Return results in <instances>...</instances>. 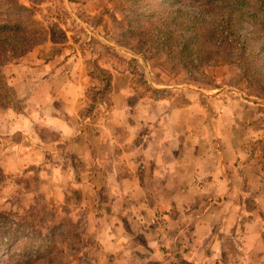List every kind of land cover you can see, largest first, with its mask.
I'll return each instance as SVG.
<instances>
[{
    "label": "crops",
    "instance_id": "1",
    "mask_svg": "<svg viewBox=\"0 0 264 264\" xmlns=\"http://www.w3.org/2000/svg\"><path fill=\"white\" fill-rule=\"evenodd\" d=\"M47 47L3 68L16 104L0 106V167L76 194L97 264H264V112L181 85L142 95L102 63L111 91L87 114L85 53Z\"/></svg>",
    "mask_w": 264,
    "mask_h": 264
},
{
    "label": "trees",
    "instance_id": "2",
    "mask_svg": "<svg viewBox=\"0 0 264 264\" xmlns=\"http://www.w3.org/2000/svg\"><path fill=\"white\" fill-rule=\"evenodd\" d=\"M131 1L125 37L133 45L165 52L174 67L187 71L209 65L234 68L264 100V0ZM39 11L34 4L0 0V94L8 89L3 68L10 58H20L41 43L66 40L61 27L38 19ZM96 67L110 92L112 73ZM61 226L55 224L44 238L34 214L1 211L0 264H63L56 235Z\"/></svg>",
    "mask_w": 264,
    "mask_h": 264
},
{
    "label": "rangeland",
    "instance_id": "3",
    "mask_svg": "<svg viewBox=\"0 0 264 264\" xmlns=\"http://www.w3.org/2000/svg\"><path fill=\"white\" fill-rule=\"evenodd\" d=\"M19 1L28 5L34 4L40 10L37 14L39 20L45 25L57 24L66 33L64 42L57 39L59 41L56 43L51 41L41 43L30 51L40 45H48L49 49L46 53L48 57L62 52L68 47L80 49L85 53L83 56L87 61V71L95 77L94 84L96 85L88 92L87 114H91L97 102L102 97L109 96L110 93L108 90L106 91V81L102 71L96 67H102V63H109L107 66H114L116 71L129 72L133 85L139 89L142 95L161 96L162 92L149 90V87L164 89L157 88V84L181 85L191 89L204 90L207 98L215 95L224 96L222 99L228 98L233 104H249L255 108L254 110L264 112V100L257 97L253 89L246 87L245 80L237 77L234 68L209 65L202 66L197 71H187L181 67H174L173 61L167 58L165 52H158L154 49L145 51L141 47L133 45L134 41H129L125 37L128 28L127 15L133 4L131 0ZM147 7L146 5L140 8L139 12L144 11ZM155 8H159V5H156ZM20 59L21 57L10 58L7 64L15 63ZM109 71L112 73L111 70ZM3 74L8 89L0 94V106L7 103L16 104L13 100V87L9 86L5 72ZM97 76L103 78L100 86ZM260 120L263 118L260 117L257 122ZM260 147L264 149V144L259 145ZM38 184L37 173H25L12 177L8 175L6 169L0 167V212L34 214L40 222L44 238H47L55 224L63 223V226L56 232L57 251L63 264H97L99 253L91 242L92 237H89V241L84 238L85 217L77 214L71 208L72 203H77L76 194L70 193L67 202L61 203L56 195L38 193ZM25 190L27 191L25 192Z\"/></svg>",
    "mask_w": 264,
    "mask_h": 264
},
{
    "label": "built area",
    "instance_id": "4",
    "mask_svg": "<svg viewBox=\"0 0 264 264\" xmlns=\"http://www.w3.org/2000/svg\"><path fill=\"white\" fill-rule=\"evenodd\" d=\"M171 264H180V262L175 259L174 261L171 262Z\"/></svg>",
    "mask_w": 264,
    "mask_h": 264
},
{
    "label": "water",
    "instance_id": "5",
    "mask_svg": "<svg viewBox=\"0 0 264 264\" xmlns=\"http://www.w3.org/2000/svg\"><path fill=\"white\" fill-rule=\"evenodd\" d=\"M263 103V102H262Z\"/></svg>",
    "mask_w": 264,
    "mask_h": 264
}]
</instances>
